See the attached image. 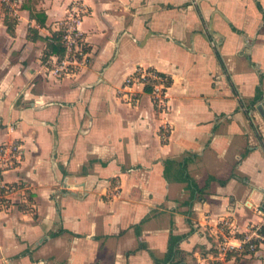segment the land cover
I'll list each match as a JSON object with an SVG mask.
<instances>
[{
	"label": "crops",
	"instance_id": "crops-1",
	"mask_svg": "<svg viewBox=\"0 0 264 264\" xmlns=\"http://www.w3.org/2000/svg\"><path fill=\"white\" fill-rule=\"evenodd\" d=\"M83 1L89 61L60 77L43 53L70 0H24L12 32L0 13V145L21 148L0 264H155L170 233L162 264H264L236 240L264 223V0ZM137 68L171 79L163 107Z\"/></svg>",
	"mask_w": 264,
	"mask_h": 264
},
{
	"label": "built area",
	"instance_id": "built-area-1",
	"mask_svg": "<svg viewBox=\"0 0 264 264\" xmlns=\"http://www.w3.org/2000/svg\"><path fill=\"white\" fill-rule=\"evenodd\" d=\"M24 0H0V11L8 12L13 18L17 17L19 9ZM87 13L86 6L83 0H70L65 16L57 23L56 31H60V42L64 47V52L61 57L53 55L51 71L56 76H65L73 73L79 67L86 65L89 61V52L85 36L79 28L83 17ZM134 80L141 82L143 85L149 80H153V92L157 108L164 105V78L157 76L151 69L137 68L135 72L125 80L126 85L132 84ZM168 136L166 128L161 131L160 137L165 140ZM20 146L16 142L0 145V166L4 169L15 166L20 156ZM7 186L0 180V207L3 205L6 198ZM260 225L251 226L241 236H237V241L240 246H245L243 249L246 252L256 251L259 244L264 243V234L259 231ZM221 253H226L234 248L228 236H222L218 245ZM243 248V247H242Z\"/></svg>",
	"mask_w": 264,
	"mask_h": 264
},
{
	"label": "trees",
	"instance_id": "trees-1",
	"mask_svg": "<svg viewBox=\"0 0 264 264\" xmlns=\"http://www.w3.org/2000/svg\"><path fill=\"white\" fill-rule=\"evenodd\" d=\"M2 14H3V21H4V24L6 25L7 30L9 32H12V27L15 23V18L10 16L8 14V12H5V10L3 11ZM28 31H32V28H29ZM60 37H61L60 31H54L51 33L50 41H48V43L46 45V49L44 50V53H43V59L44 60H46L51 55H57L58 57H61L63 55L64 47H63L62 43L60 42ZM151 70H153V72H155V74L157 76H160L161 78L165 79V81L163 83L164 87H167L170 84L171 79L167 75H165L162 72H158L154 69H151ZM153 82H154L153 80H149L148 82H146L144 84L143 91L145 93L152 94V92H153L152 83ZM261 93H262L261 90H258V89L256 90L255 101H258V99L262 98ZM255 101H254V103H255ZM154 102H155V99H154ZM155 106H156V103H155ZM163 163H164L163 174L166 178H169L170 164L172 163V161L165 160V161H163ZM175 171L172 173L171 177L177 181L186 182L188 188L192 191V197H194L195 192H198V193L203 192L204 189L208 186L209 180L211 179V178H209L202 187H199L193 181V179L187 174L186 169H185V165L179 164V167L176 168ZM220 183L222 184V183H224V181H221ZM259 231L262 234H264V223H262L260 225ZM186 235L187 234H172V233H170L169 238H168L167 251H166L164 258H163L164 262L170 261L173 257H175V255L179 251V246H178L179 242L182 239H184L186 237ZM238 236L241 237L242 235H238ZM245 246L246 245L242 246L243 249H245ZM152 258H153V261L155 264H162L163 263L162 260L158 259L154 255H152Z\"/></svg>",
	"mask_w": 264,
	"mask_h": 264
},
{
	"label": "water",
	"instance_id": "water-1",
	"mask_svg": "<svg viewBox=\"0 0 264 264\" xmlns=\"http://www.w3.org/2000/svg\"><path fill=\"white\" fill-rule=\"evenodd\" d=\"M262 104H263V103L261 102L260 104L257 105V109L260 110V111H261V109H262V107H263Z\"/></svg>",
	"mask_w": 264,
	"mask_h": 264
},
{
	"label": "rangeland",
	"instance_id": "rangeland-1",
	"mask_svg": "<svg viewBox=\"0 0 264 264\" xmlns=\"http://www.w3.org/2000/svg\"><path fill=\"white\" fill-rule=\"evenodd\" d=\"M5 12H6V11H5ZM0 13H3V12L0 11Z\"/></svg>",
	"mask_w": 264,
	"mask_h": 264
}]
</instances>
